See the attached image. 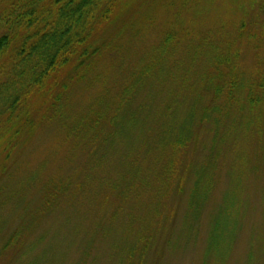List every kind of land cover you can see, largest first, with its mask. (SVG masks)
Masks as SVG:
<instances>
[{"label":"trees","instance_id":"obj_1","mask_svg":"<svg viewBox=\"0 0 264 264\" xmlns=\"http://www.w3.org/2000/svg\"><path fill=\"white\" fill-rule=\"evenodd\" d=\"M206 1L217 7L228 0ZM123 2L0 0V210L7 205L21 206L24 215L29 209L25 205L26 190L38 181L39 172L23 177L17 185L13 184L15 176L9 175V187L14 190L8 186L3 189L2 179L8 169L5 162L20 152L45 123L56 122L70 149L88 154L85 170L77 181L63 175L47 179L39 188L41 199L35 213L29 210L32 219H25L19 230L33 226L37 215L58 210L62 198L72 195L70 212L51 231L50 254L40 256L58 262L67 242L65 233L76 232L78 214L84 213L78 203L86 200L88 189L99 181L97 184L116 195L112 220L127 212L122 227L136 233L133 244L114 243V254L121 264L124 260L125 264H138L153 238L148 228L151 223L159 225L161 219L162 223L170 222L174 212L167 210V203L173 195L185 191L186 181V212L167 242L168 250L175 249L182 238L193 236L213 193L223 149L230 143V181L210 216L203 258V264H223L248 205L244 178L252 169L264 172V48L257 53V65L248 72L240 67L237 45L247 38L253 49L262 46L245 20L230 19L234 29L226 42L208 37L190 40L184 46L180 38L177 42L174 31H168L164 43L150 58L141 57L130 67L119 62L120 88L112 98V86H105L88 104L89 112L84 108L73 112L67 95L71 86L95 78L94 71L103 56L116 51L97 37ZM234 3L242 10L241 18H248L258 6L264 8V0ZM177 51L181 52L178 58ZM203 128L211 133L208 153L200 162L189 163L183 154L200 142L198 133ZM252 142L257 144L254 160L248 147ZM111 161L119 169L99 177L100 169ZM186 163L191 178L176 174ZM79 192L86 193L81 201L76 197ZM94 225L99 230V220ZM261 226L259 243H251L248 264H254L258 253L263 254L264 264V220ZM22 233H12L4 249L17 243ZM101 235L107 237L111 232L105 229Z\"/></svg>","mask_w":264,"mask_h":264},{"label":"rangeland","instance_id":"obj_2","mask_svg":"<svg viewBox=\"0 0 264 264\" xmlns=\"http://www.w3.org/2000/svg\"><path fill=\"white\" fill-rule=\"evenodd\" d=\"M215 6L206 0H124L117 8L113 20L97 37V40H102L103 43L109 45L108 49L115 48L116 51L103 56L94 71V75H97L95 78L91 76L86 82L75 83L71 86L67 94L71 110L74 112L84 108V112L86 109V113L89 112L88 104L92 103L105 86H112L109 96L112 98L120 88V82L117 79L119 62H123L124 65L127 63V67H130L132 62L140 60L141 57L150 58L164 43L163 39L168 31H174L178 36L177 42L180 38L181 45L184 46L190 40L198 41L208 37L221 38L222 42H226L231 39L234 29L229 22L230 19L235 18L236 22L239 19L245 20L250 28L249 31L256 34L257 39L260 40L259 45L262 46L260 50L253 49L247 38L237 45L241 52L240 67L251 72L257 65V53L264 48V42H262L264 8L261 9L258 6L248 18H241L242 10L238 3H234V0L223 1L217 7ZM180 54L181 52H178L176 57L178 58ZM58 128L56 122L45 123L44 127H40L31 140L23 145L20 152L14 153V156L5 162L8 163V169L7 175L2 179L3 189L10 186V178L13 176H15L13 184L17 185L23 177L29 174L39 172L40 175L38 181L26 190L28 194L25 205L29 209H25L24 215H22L24 208L21 206L14 208L12 205H7L0 210V217H2L0 221H3L0 224V264H35V262L37 264H121L114 254V243L133 244L137 241L136 233L122 227L126 221L127 212H124L120 218L112 220V211L118 201L116 195L108 187L103 185L102 188L100 183L97 184L99 181H95L94 186L88 189L86 200H82V196L86 193L76 194L78 201L82 200L78 205L83 206L84 213L78 214L76 232L73 231L72 235L65 233L67 242L62 248L63 254L58 262L51 263L48 259L42 260L40 256L50 254L48 248L51 231L57 229L61 225L64 214L70 212L72 195L62 198L58 210L37 215L33 226L19 230L25 224V219H32L33 216L29 210L35 213V208L41 199L40 187L47 179L63 175L77 181L85 170L88 154L81 150L70 149V143H67L64 134H59ZM205 128L199 130L200 142L189 146L183 154L184 159L189 163L200 162L208 153L207 146L210 143L208 135L211 133ZM248 147L251 151V158L254 160L257 144L252 142ZM232 159L231 144L228 143V147L223 149L215 173L216 183L213 193L197 220L193 236L182 238L175 249L168 250L167 242L177 232L181 217L186 212L189 188V181H186L185 191L173 195L167 203V210L174 212L170 222L162 223L161 219L159 225L151 223L148 228L153 238L144 258L138 264H203L209 219L213 210L220 204L223 192L228 188L230 181L228 168ZM189 163L182 164V170L178 169L176 174L181 178H191L190 166L185 168ZM118 169L119 165L115 169V161H111L104 169H100L99 177L106 172L113 174ZM9 175L12 176L8 177ZM232 180H235V175L231 176ZM243 189L248 205L244 211L238 237L223 264H248L252 250L251 243H259L261 223L264 220L263 170L252 169L244 178ZM9 190L14 189L11 186ZM98 220L99 230L94 225ZM104 225L106 227L102 228ZM138 227L139 225L136 224L135 229ZM105 229L111 232V235L107 237L101 235ZM16 231H23L22 236L19 237L17 243L4 249L7 239ZM262 262L263 254L258 253L253 263L262 264Z\"/></svg>","mask_w":264,"mask_h":264}]
</instances>
